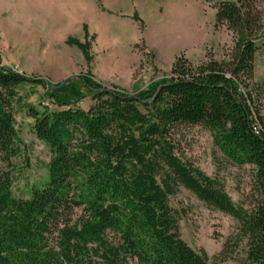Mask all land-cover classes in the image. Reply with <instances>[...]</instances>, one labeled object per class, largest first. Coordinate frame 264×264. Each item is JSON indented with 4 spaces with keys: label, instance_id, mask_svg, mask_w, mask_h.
<instances>
[{
    "label": "trees",
    "instance_id": "obj_1",
    "mask_svg": "<svg viewBox=\"0 0 264 264\" xmlns=\"http://www.w3.org/2000/svg\"><path fill=\"white\" fill-rule=\"evenodd\" d=\"M215 8L216 25L232 34L219 59L208 54L193 64L180 54L170 78L136 95L84 78L93 93L88 109L58 94L64 83L50 86L60 109L32 114L51 151L48 180L20 199L12 194L15 167L14 175L0 169V264H208L181 236L170 205L180 187L237 220L248 264H264V81H254L264 0ZM69 42L91 61L89 44ZM23 83L47 86L0 63V160L8 164L21 153L14 103ZM193 125L211 130L229 161L252 166L249 208L177 154V136Z\"/></svg>",
    "mask_w": 264,
    "mask_h": 264
},
{
    "label": "rangeland",
    "instance_id": "obj_2",
    "mask_svg": "<svg viewBox=\"0 0 264 264\" xmlns=\"http://www.w3.org/2000/svg\"><path fill=\"white\" fill-rule=\"evenodd\" d=\"M220 1L223 0H172L160 12L150 3L111 0L115 7L110 10L127 15L125 21L129 24L122 33L100 35L96 42L86 23L82 37L75 30L70 32L81 18L90 23L93 0H47L51 26L60 25L66 29V36L62 40L53 39L48 46L34 47L28 34L27 16L28 9L38 3L0 0V63L47 84L23 83L17 88L20 101L14 103V113L21 153L10 164L0 160L3 171L14 175L15 167L13 196L27 199L34 188L48 180L51 151L37 137L32 114L34 111L41 114L46 108L60 109L49 96L51 85L64 83L58 94L88 109L93 104V93L84 84V78L136 95L170 78L173 62L180 54L193 64L204 61L208 54L219 59L232 45L231 32L216 25L215 5ZM81 3L88 5L85 17H80L77 10ZM135 14L140 20L134 18ZM132 18L138 21L139 29ZM163 24L171 32L167 38L160 34ZM71 39L89 44L91 61L86 60L78 43L69 42ZM183 45L188 49L176 53L175 48ZM260 46L254 62L255 82L264 81V40ZM261 102L264 116V98ZM177 138V154L183 160L217 178L234 203L251 206L254 184L251 165L229 161L215 145L212 131L204 126L182 127ZM170 205L178 212L182 238L198 252L205 251L208 264H248L247 240L241 237L239 223L231 215L205 204L184 187L170 198Z\"/></svg>",
    "mask_w": 264,
    "mask_h": 264
},
{
    "label": "crops",
    "instance_id": "obj_3",
    "mask_svg": "<svg viewBox=\"0 0 264 264\" xmlns=\"http://www.w3.org/2000/svg\"><path fill=\"white\" fill-rule=\"evenodd\" d=\"M38 5L36 7L32 6L31 9H28V16H27V24H28V34L30 36V42H32L33 46L36 47V44H39L40 47L45 45H50L53 39L62 40L66 36V29H62L60 25H56L54 27L51 26L49 20V9L47 0H35ZM126 2L130 0H117V2ZM145 3L154 4L160 12L162 11L163 5H169L172 0H137ZM34 2V4H36ZM31 6V5H30ZM113 4L111 0H93V14L92 20L89 22L82 20L79 25H75L73 29L75 30L76 34L79 37H82L83 33V24L86 23L89 27L90 34L96 37V42L99 39L100 35H106L107 33L115 34L116 32H123L126 25L128 26L129 23H126L127 20L125 17L127 15L114 12L110 10L113 8ZM88 9V5L86 3H81L78 6V12L80 13V17H85L86 12ZM48 10V11H47ZM159 12V15L161 14ZM133 19V18H132ZM133 22L137 24L139 29V23L135 19ZM79 27V28H78ZM160 34H162L163 38H167L171 32L168 25H164L160 28ZM56 39V40H57ZM54 41V40H53ZM176 53L180 51H184L188 49V46L185 45L176 47Z\"/></svg>",
    "mask_w": 264,
    "mask_h": 264
}]
</instances>
